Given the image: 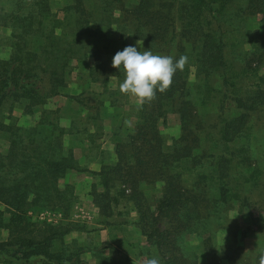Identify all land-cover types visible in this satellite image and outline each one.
Wrapping results in <instances>:
<instances>
[{
    "label": "trees",
    "instance_id": "obj_1",
    "mask_svg": "<svg viewBox=\"0 0 264 264\" xmlns=\"http://www.w3.org/2000/svg\"><path fill=\"white\" fill-rule=\"evenodd\" d=\"M55 2L0 0V32H8L5 40L11 49L8 58H0V133L9 143L7 153H0L2 264H89L82 247L54 251L57 241L74 229L81 231L69 222L77 200L74 186L62 181L69 171L86 170L73 150L65 149L73 137L71 129L46 108L63 96L73 61L90 84H109L111 74L125 79L122 71L112 67L118 52L116 35L124 45L134 43L131 46L138 51L151 49L174 60L183 55L188 61L182 71H176L165 93L157 92L151 101L140 103L139 123L134 133L116 144V161L93 173L104 191L99 193L94 185L91 196L106 218L113 217V202L123 198L132 204L143 236L161 251V264H198L197 257L188 258L181 248L180 256L168 257L165 234L155 226L168 219L183 234L178 241L191 234L202 238L208 226L203 225L212 217L222 219L236 203L241 208L248 204V198L240 195V185L232 182L231 172L242 168L250 173L247 180H255L260 170L251 149L250 155L240 157L229 150V144L241 137L252 114L264 106V0H135L134 4L61 0L58 9ZM248 19L256 21L259 30L252 51L241 54L240 72L234 73L226 57L227 35ZM191 75L202 78L208 89L212 77L222 82L223 119L216 144H224L223 153L211 150L194 155L200 144L192 130L197 128L194 101L187 92ZM238 79L257 82L244 91ZM167 106H173V111ZM169 113L179 116L183 135L166 152L160 124H166ZM181 162L190 163L195 174L190 189L188 180L176 171ZM205 166L209 171L199 173ZM146 185L162 189L156 215L147 204L142 189ZM44 212L58 213L67 224L35 222L31 216ZM253 224L255 231L248 227L242 238L264 231V217Z\"/></svg>",
    "mask_w": 264,
    "mask_h": 264
},
{
    "label": "rangeland",
    "instance_id": "obj_2",
    "mask_svg": "<svg viewBox=\"0 0 264 264\" xmlns=\"http://www.w3.org/2000/svg\"><path fill=\"white\" fill-rule=\"evenodd\" d=\"M55 1L56 9H58L62 2L61 0ZM91 1L96 2L97 0ZM134 1L128 0V3L134 4ZM239 26V28L231 30L226 39L228 45L226 57L231 67H233L232 72L234 73L240 72L243 62L242 60V62H239L241 54L252 51L250 49L254 43L256 31L259 30V25L253 19H248L241 25L239 24ZM7 35V31L1 30L0 58L5 59L11 53V49L5 40ZM114 39L117 41L116 48L118 51H122L125 48L124 46L134 45V43L128 41L124 45L117 35L114 36ZM100 42L106 43V41L103 42L102 40ZM78 67V63L73 61V73L69 78L67 89L63 90V96L55 97L46 110L53 111L52 113H55L63 120L65 127H69L73 136L75 135L74 139H76L79 147L84 149L82 154H85V157L81 159V167L86 171H89L91 167L93 169L96 168L98 171L102 163L109 165L116 161L115 147L113 145L114 153H111V151L104 152V150L103 155L100 154L101 142L103 141L104 143L106 140L109 142L112 135H114L115 141L120 142L122 139H126L130 132L134 133L139 123L140 103L135 96L121 93L119 86L124 81L123 78L117 79L113 76L114 74H111L109 84H90L85 74ZM261 71L263 73V69ZM238 81L240 82L239 79ZM255 82H257L256 79H247L245 83L240 82V85L244 86V90L245 86H251ZM204 84L205 82H203L202 78H197L194 75L189 77L187 84V92L190 95V99L194 101L196 112L195 123L197 128H192V130L196 132L199 139L198 143L200 144L194 151L195 156L202 151L210 152L212 150L216 154L225 151L223 143L216 144L219 139L218 133L221 127V120L223 119L220 110L223 96L222 82L217 77H212L209 85L210 89L205 88ZM172 107L167 106V109L172 112L174 109ZM229 113L231 111L228 112L226 110V115H231ZM20 114V112L14 113L17 117H20ZM23 121L25 119L21 120L22 123ZM119 126L123 127L124 130L119 132ZM160 129L163 136L164 150L168 152L171 150L174 140L181 138L183 135L179 116L169 113L166 124H160ZM104 146L105 148L107 147L106 145ZM229 147L230 151L235 152L240 157L250 155L252 150L254 155L253 163L260 170V174L256 175L255 180H247L250 173L242 168H236L231 172L234 185H240V195L243 198H248L247 206L241 208L236 203L229 213L224 214L222 219H217L215 216L212 217L208 223L203 225L204 227L208 226L204 228L206 231L203 232L202 238H197L196 235L191 234L184 236L182 241H178L180 235L183 234L177 225L168 219L159 220L155 228L165 234L166 246L164 248H166L164 250L170 252L168 257L173 255L180 256L179 254L182 250L190 259L197 257L198 264H258L259 255L264 254V231L257 234L251 233L246 238H242L241 234L248 227L251 232L255 231L254 221L264 217V106L252 114L247 130L236 142L229 144ZM8 149L7 137L0 133V153L6 154ZM109 149H111V145ZM177 167L176 171L184 175L185 180H188L186 185L190 189L195 176L194 172L190 171L191 164L181 162ZM206 171H209L207 166L201 169L199 173ZM95 178L97 182H94ZM95 178L90 173L88 177L81 176L79 183L86 186L85 188L90 187L91 191L92 186L95 185L99 193L103 192L104 188L100 178ZM70 181V179H66L62 181V184ZM142 189L145 193L147 204L156 215L158 201L163 195L161 187L146 185ZM86 190L84 189L83 191L85 192ZM84 204L85 199L77 197L69 219L71 225H75L74 227L81 229V231L74 229L65 238L57 241L54 251L66 252L72 248L82 247L83 250L88 252L85 254L89 264H147L148 259L151 257L161 258V251L155 245L148 243L147 238L143 236L142 227L138 226L135 228L130 225V222L139 218L136 209L127 200L122 198L110 205V211L113 213V218L111 219L113 224L109 223L108 226L110 241L113 246L103 242L106 238L103 237L104 234L101 232V226L108 223L103 220L104 218L106 219L107 214L103 215L101 213L102 210L99 208L97 211H89L84 208ZM87 212H90L92 216L94 215L93 220H88L85 214ZM31 216L35 222L46 221L52 225L67 224L58 213L44 212L31 214ZM77 216L80 218L77 219L78 222H75ZM123 217L129 220L128 224H121L125 221ZM83 219L87 220L89 224L79 222ZM114 224L116 226L110 227V225ZM209 237L210 242L207 241ZM249 238L257 239L259 243L257 244L258 250L246 245V241ZM230 257L231 260L229 259ZM0 264H2L1 260Z\"/></svg>",
    "mask_w": 264,
    "mask_h": 264
},
{
    "label": "clouds",
    "instance_id": "obj_3",
    "mask_svg": "<svg viewBox=\"0 0 264 264\" xmlns=\"http://www.w3.org/2000/svg\"><path fill=\"white\" fill-rule=\"evenodd\" d=\"M137 44L141 47L140 41ZM187 61V56L174 60L172 56L153 54L151 49L138 51L136 46H127L114 55L112 66L125 75L119 86L121 93L135 96L143 104L151 101L157 92L165 93L176 71H182ZM147 264H160V260L151 257ZM258 264H264V254L259 255Z\"/></svg>",
    "mask_w": 264,
    "mask_h": 264
},
{
    "label": "crops",
    "instance_id": "obj_4",
    "mask_svg": "<svg viewBox=\"0 0 264 264\" xmlns=\"http://www.w3.org/2000/svg\"><path fill=\"white\" fill-rule=\"evenodd\" d=\"M120 128H119V132H121L122 130H124V128L123 127H121V126H119ZM116 131V130H115ZM132 131V130H131ZM131 133V132H130ZM75 136V135H74ZM74 136H73V138L72 137H70L69 138V140L66 142V145H65V149L66 150H68V149H72L73 150V152H74V154H75V157L77 158V160L81 163V159L82 158H84L85 157V154H82L83 153V148H80L79 147V144L77 143V141H76V139H74ZM113 136L114 135H112L111 137H110V139H109V142L106 140L104 143H103V141L101 142V144L102 145H100L101 147V151H100V154L101 155H103V151L104 152H106V151H111V153L113 152L114 153V150H113V146L115 147L116 146V144L117 143H119V141H115L114 140V138H113ZM104 145H106L107 147L105 148V146ZM110 145H111V149H109V147H110ZM113 145V146H112ZM82 151V152H81ZM105 163H102L101 164V166H99L100 167V169H101V167H102V165H104ZM106 165V164H105ZM100 169L97 171V169L95 168V169H93L92 167L91 168H89V171H86V172H80V173H78V172H75V171H69L68 173H67V175H66V177H65V180L66 179H70L71 181L70 182H66V184H69V185H72V186H74V189H75V195L77 196V197H83L84 199H85V206H84V208H87L89 211H93V210H98V208L95 206V204H94V201H93V197L91 196V188L89 187V188H85L86 186H84V185H81L80 183H79V178H81V176H84V177H88V176H90V173H91V175H92V177L93 178H95V177H97L96 175H94L93 173H96V172H99L100 171ZM74 180H77V181H74ZM95 180H97L96 178L94 179V182H97V181H95ZM64 181V180H63ZM86 190L85 192L83 191V190ZM132 205V204H131ZM83 209V208H82ZM86 211V210H85ZM86 215H87V218H88V220H93V216H92V214L90 213V212H87V213H85ZM121 215H125V214H121ZM78 218H80V217H78L77 216V218H75V222H78L77 221V219ZM113 218V217H112ZM112 218H104L103 220H106L108 223L107 224H104V225H102L101 227H102V234H104L103 235V237H105L106 239L103 241V242H105V243H109L110 245L112 244V242L110 241L111 239H110V230H109V226H108V224L110 223V224H113V221L111 220ZM123 218H125V221H121L122 223L121 224H128V222H129V220L126 218V217H123ZM82 221H85V222H82ZM82 221H79V222H81V223H84V224H89V222H87V220H85V219H83ZM138 221H139V219H134L132 222H130V225H133V227H138L137 226V223H138ZM72 222H73V220H72ZM111 226H116L115 224L114 225H110V227ZM83 233V232H82ZM86 234V233H85ZM81 236H83V234H81ZM108 238H107V237ZM257 244H259L258 243V241H257V239H248L247 241H246V245L248 246H251V248H253L254 250L256 249V250H258L257 248H259L258 246H257ZM253 245V246H252ZM111 246H113V245H111ZM261 253H263L262 251H261ZM88 255V254H87ZM84 258L86 259V260H88V258L86 257V254L84 255Z\"/></svg>",
    "mask_w": 264,
    "mask_h": 264
}]
</instances>
